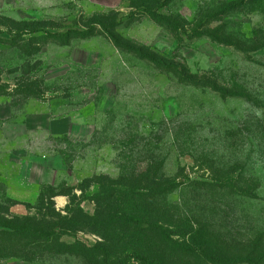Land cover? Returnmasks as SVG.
I'll return each mask as SVG.
<instances>
[{"label":"rangeland","instance_id":"rangeland-1","mask_svg":"<svg viewBox=\"0 0 264 264\" xmlns=\"http://www.w3.org/2000/svg\"><path fill=\"white\" fill-rule=\"evenodd\" d=\"M165 2L0 0V216L39 214L57 193L77 209L101 178L149 172L173 182L158 201L187 225L176 244L212 264H264V0ZM81 229L61 240L103 241ZM120 253L116 264H142Z\"/></svg>","mask_w":264,"mask_h":264},{"label":"trees","instance_id":"trees-1","mask_svg":"<svg viewBox=\"0 0 264 264\" xmlns=\"http://www.w3.org/2000/svg\"><path fill=\"white\" fill-rule=\"evenodd\" d=\"M143 2L147 7H162L166 4L165 0ZM98 23L117 43V38L112 33L113 23L104 17ZM148 173L139 174L132 182H127L124 176L109 182L101 178L98 182L100 188L87 191L89 193L86 195L81 190V202L77 209H71L66 204V214L56 209L52 197L62 194L57 193L49 197L51 201L46 206L44 197L39 198V214L11 218L0 216V258L15 255L31 260L45 254H74L82 258L84 264H116V256L121 254L120 251L127 250L130 257L142 264H212V255L205 252L195 254L193 248L176 244L174 236L184 234L179 228L187 225L174 221L175 216L169 206L160 205L158 201L172 191L173 182L169 178H158ZM216 180L223 182L221 187L236 186L228 177ZM194 183L196 182L191 181L190 185ZM201 184L208 188L215 185L212 182ZM74 199L76 198L71 199V203ZM84 200L95 202L92 214L82 207ZM76 211L79 212L77 216L74 215ZM158 221L165 224L166 228ZM175 227L177 231L174 230ZM81 228L98 231L103 241L88 246L79 240L71 244L61 240L66 229L82 230ZM159 235L162 245L157 244Z\"/></svg>","mask_w":264,"mask_h":264},{"label":"crops","instance_id":"crops-1","mask_svg":"<svg viewBox=\"0 0 264 264\" xmlns=\"http://www.w3.org/2000/svg\"><path fill=\"white\" fill-rule=\"evenodd\" d=\"M55 202H57L58 204H59V207H62V208H64L65 206H66V198H65V196L64 195H62V194H60V195H57V196H55ZM85 201H89V200H84L83 202H82V204L85 202ZM81 204V205H82ZM82 207L83 208H85L84 207V205H82Z\"/></svg>","mask_w":264,"mask_h":264}]
</instances>
